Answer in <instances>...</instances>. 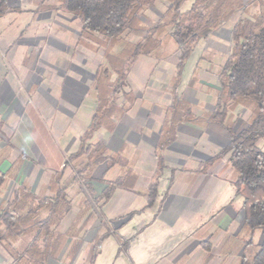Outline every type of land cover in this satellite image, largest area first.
<instances>
[{"label":"rangeland","instance_id":"1","mask_svg":"<svg viewBox=\"0 0 264 264\" xmlns=\"http://www.w3.org/2000/svg\"><path fill=\"white\" fill-rule=\"evenodd\" d=\"M193 2L186 1L182 12L189 10ZM240 4H243L241 8H237L226 23L197 43L184 64L178 84L174 78L177 43L171 37L170 29L161 27L150 41L154 45L151 51L135 59L122 80L115 83L116 88L109 99L105 94L108 91L106 87L119 77L117 64L128 65L133 60L129 53L132 46L138 42L145 45L144 37L149 31L167 20L170 4L164 0L155 2L151 8L140 12L138 21L121 39L103 41L100 37L82 32L78 19L57 10L59 0H11L8 12L0 17V82L3 81L0 83V103L7 100L5 105L12 107L8 116L0 114V146L6 139V152L11 151L12 157L24 153L33 164L37 163L56 175L61 173V164L63 166L68 156L79 149L80 139L95 114L106 113L109 129L96 131L92 139H95L93 144L100 142L106 146L108 154L92 174L100 185L112 184L116 190L125 191L126 195H135L134 202L122 213L123 217H118H132L133 212H139L147 205L149 197H153L155 204L146 215H156L160 209V204L156 202L158 189L151 194L145 187L151 182L157 183L156 188L159 187V181H155L158 176H152L156 168L150 160H131V148L140 145V141H133L134 136H123L122 139L118 134L115 136L116 126L125 118L126 112L138 103L152 107L174 103L175 107L171 110L177 114L181 110L176 106L180 104L190 107V113L197 115L196 105L202 102L200 95L208 88L215 90L214 85L218 84L217 77L230 54L234 23L239 19L252 20L264 13V0H242ZM124 52L127 53L123 55ZM109 56L116 57L118 62L111 64ZM71 95L76 101L70 100ZM13 102H19L20 112L13 110ZM231 113L233 129L240 125L244 128L251 119L252 107L237 105ZM146 131L144 135H147ZM170 136L164 140L165 143L154 148L152 156L155 157V164L158 156L161 157L160 168L166 167L165 176L170 175L177 186L181 182L176 180L193 167L192 162L187 160L188 163L182 168L174 154H170V142H167ZM116 140L119 142L116 143ZM122 145L123 153L119 151ZM259 147L264 152V138ZM79 162L69 163L66 180H69L73 167H77ZM182 172L184 175H181ZM101 176L102 179L99 178ZM65 178L63 176L60 182L66 181ZM100 185H96L97 188ZM74 188L75 191H70V194L78 205L69 216L76 217V221L70 225L68 235L81 243L76 257L82 256L89 245L95 247L90 254L92 264H120L122 260L127 261L131 257L127 251V237L133 233L134 221L122 233L121 227L115 225L118 221L114 216L112 219L106 218L103 211L105 202L94 200L96 195L88 182L83 183L79 178ZM175 195L176 189L170 190L166 200L170 202ZM84 201L88 202L86 207L82 205ZM186 215L187 219L178 227L187 231L192 229V232L197 230L200 235L203 231L200 224L188 218H193L190 212ZM157 224L158 220L154 226ZM93 225H96L95 228H92ZM122 234L125 238H121ZM94 235H97L96 239L92 240ZM247 238H250L248 234ZM252 241L251 247L241 246L238 254L235 253L239 247L230 246L221 252L204 250L201 258L211 255V264H240L242 255H248L262 241L261 230L254 233ZM98 246L102 249L98 250Z\"/></svg>","mask_w":264,"mask_h":264},{"label":"trees","instance_id":"2","mask_svg":"<svg viewBox=\"0 0 264 264\" xmlns=\"http://www.w3.org/2000/svg\"><path fill=\"white\" fill-rule=\"evenodd\" d=\"M157 1L59 0L57 10L78 19L82 32L100 37L103 41H117L138 21L140 12L151 8ZM164 1L170 4L167 20L149 31L144 37L145 45L138 42L132 46L129 53L133 60L128 65L117 64L119 77L106 87L107 98L114 93L115 83L122 80L135 59L151 51L154 45L150 41L159 28H169L171 37L177 43L175 83H178L184 64L197 43L226 23L243 5L240 4L242 0H194L190 9L182 12L183 4L188 0ZM8 9V0H0V17ZM108 58L113 65L118 62L116 57ZM218 78L217 103L209 119L221 125L228 134L229 145L217 157L228 155L227 164L234 174L236 195L243 199V228L250 234L245 248L252 246L254 233L262 231V241L248 255H242L240 264H264V152L259 147L264 138V13L258 18L239 19L235 23L231 31L230 54ZM237 105L252 107V116L246 127L235 131L229 113ZM99 113L95 114L81 137L79 149L68 156L62 172L55 175L51 184L52 196L38 199L16 191L13 201L0 207V244L8 246L9 241H16L23 235L30 237L22 251L12 252L13 264H45L49 259L58 257L66 234L57 228L71 204L67 190L77 184L79 178L83 183L88 182L92 189L91 182L98 181L92 173L107 158L106 146L100 142L93 144L92 139L96 131L109 129L108 116ZM77 161L81 162L73 167L74 173L71 171L69 180L60 182L69 163ZM158 166H162L159 156ZM3 183L4 177L1 175L0 187ZM156 185L150 184L151 194ZM114 190L115 186L108 184L94 200L106 202ZM152 203L153 197H149L148 206Z\"/></svg>","mask_w":264,"mask_h":264},{"label":"crops","instance_id":"3","mask_svg":"<svg viewBox=\"0 0 264 264\" xmlns=\"http://www.w3.org/2000/svg\"><path fill=\"white\" fill-rule=\"evenodd\" d=\"M10 1L8 0V7ZM0 83L2 84L3 81ZM217 83L214 85L215 90L208 88L207 92L200 95L202 102L196 105L199 112L197 115L190 113V107L180 104L176 106L179 111L181 110L177 114L171 110L175 107L174 103L161 107L138 103L126 112L125 118L116 126L115 136L120 135V139L123 136L128 138L134 136L133 141L135 139L140 141V145L131 148L129 153L131 160L133 162L138 159L150 160L156 168L152 176H158L155 181H159V187L156 188V186L155 189L159 192L156 202L160 204L156 215L147 216L146 212L151 210L155 204L148 206L147 199V205L139 212H133V216L128 219H123L122 213L134 202V194L126 195L125 191L115 189L110 199L103 204L104 215L108 219L114 216L118 221L115 225L121 227L122 233L130 227L133 221L135 223L133 233H129L130 237H127L129 243L126 242L128 243L127 251L130 252L131 257L127 261L122 260L120 264H211V255L201 258L204 250L221 252L230 246L233 248L238 246L239 249L235 253L238 254L241 246H245L250 240L247 238V234L250 236L249 232L243 228V199L236 195L233 186L234 174L230 172L227 164L228 155L217 157V154L229 145L228 134L221 125L209 119L217 103L218 77ZM70 100L76 101L73 95L70 96ZM6 103H8L7 100L0 103V114L4 117L12 111V107H7ZM13 106L14 111L20 112L19 102H13ZM232 115L230 112L229 116ZM5 124L8 125V123ZM167 128L170 129L167 131ZM241 128L240 125L234 130ZM146 129L148 130L147 135H144ZM102 132L106 133L104 130ZM169 135L171 138L167 142H170L168 146L170 154H174L181 167L188 161L192 162L193 167L192 170L184 172L185 176L177 177L179 179L176 181L181 182V185L177 186L173 184V178L170 175L165 176L167 175L166 167L161 169L158 162L154 163L155 157L152 156L154 148L157 149L161 143H165L164 140ZM6 141L5 139V143L0 146V176L4 177V183L0 187V207L13 201L16 191L30 194L35 198L52 196L51 184L55 173L49 169L44 170L37 163L33 164L24 153L18 154L16 158L12 157L10 150L9 153L6 152L8 149ZM118 142L116 140V143ZM119 149L123 153L124 145ZM61 168H63L62 164ZM66 170L63 174L64 178H67ZM184 173L182 172L181 175ZM99 178L102 179V176ZM91 183L94 194L99 196L105 185H100V182L96 180ZM151 183L145 184L147 191H150ZM98 184L100 186L97 188ZM178 186L179 188H176ZM172 189H176V195L169 202L166 198ZM70 191H75L74 185L67 190V195L71 199L70 209L57 228L58 231L66 234L62 249L56 259H49L45 264H92L90 254L95 251V247L88 245V249L83 251L82 256L78 258L76 256L81 243L74 241L68 235L70 225L74 223V220L76 221V217L69 215L78 205L74 202L75 199ZM82 205L86 207L87 202L84 201ZM188 212L193 216V218L189 216L188 218L200 224V229H203L200 235L197 234V230L192 232V229L187 231L178 227V224H181L185 218L187 219ZM156 220L158 224L154 226ZM93 226L92 228H95L96 225ZM236 228L241 229L237 231ZM242 234L244 236H241ZM96 236L94 235L92 240L96 239ZM123 236L121 238H125ZM29 239V235H23L16 241H9L8 246L0 244V264H13L12 252L22 251L25 242ZM97 249L101 250L102 247L98 246Z\"/></svg>","mask_w":264,"mask_h":264}]
</instances>
